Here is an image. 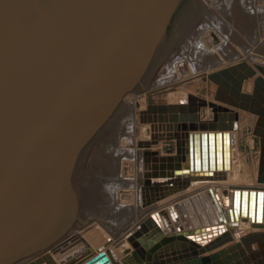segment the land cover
Masks as SVG:
<instances>
[{
    "label": "water",
    "instance_id": "95a60500",
    "mask_svg": "<svg viewBox=\"0 0 264 264\" xmlns=\"http://www.w3.org/2000/svg\"><path fill=\"white\" fill-rule=\"evenodd\" d=\"M208 12L202 0H0V264L22 263L51 245L52 253L62 254L80 238L55 244L71 225L100 252L84 259L83 251L68 264H110L103 247L135 220L133 205L117 204L118 187L134 188L133 178L120 176L122 159H134V149L117 148L122 115L133 111L123 102L145 88L155 64ZM255 67L261 75L243 63L208 76L241 104L220 98V89L217 100L258 116L259 186L232 191L225 212L233 215L239 202L243 220L249 215L253 223L264 219V66ZM250 78L252 91L243 92ZM229 106L193 94L178 104L149 99V111L160 114L151 122H171L165 121L168 112H178L188 136L187 155L180 143V157L165 158L176 168L163 172L168 180L155 187L222 178L213 170L222 167V156L228 163L229 139L235 138L230 132L240 119ZM202 108L213 118L199 124ZM209 194L211 189L156 211L148 224L169 214L179 219L178 213L215 217ZM225 213L217 210L221 221ZM139 233L128 238L135 249L129 258L139 264H231L222 256L233 246L219 250L233 242L230 233L208 242ZM261 236L243 238L245 252L232 264H264ZM49 259L46 253L35 264H54Z\"/></svg>",
    "mask_w": 264,
    "mask_h": 264
},
{
    "label": "rangeland",
    "instance_id": "374dc122",
    "mask_svg": "<svg viewBox=\"0 0 264 264\" xmlns=\"http://www.w3.org/2000/svg\"><path fill=\"white\" fill-rule=\"evenodd\" d=\"M202 1L209 12L197 18L190 31L177 41L155 64L149 74L145 88L138 93L129 94L125 98L123 103L132 107L133 111L131 114L124 113L122 115L117 135L118 149L138 150L139 142L142 144L150 142L156 145L158 142L154 140L158 138L161 141L159 146L162 147L165 157L175 156L179 147L178 138H176L177 132L175 129L167 128V125L172 120H165L171 122L164 123V127H160V122H151V119L154 120L160 114H155L153 110L150 113L147 112L149 98L156 105L175 103L169 99L171 92L178 98L187 93L188 95L193 94L197 97L229 106L226 102L217 100L218 86L208 79L210 74L247 63L258 72L257 76L261 75L255 64L264 66V0ZM206 1H210V5ZM184 68L185 70H183ZM253 83L254 78L245 80L242 91L250 93ZM137 102L140 103V107ZM229 107L238 110L240 115L237 130L239 140L235 156L237 157L236 159L240 160L239 163H236L237 165L240 166L243 163V167H240V169L242 168L240 175L244 181L241 179L239 185L257 186V172L260 160V137L255 134L257 116L236 109L233 106ZM201 112L202 120L213 118L211 110L202 108ZM145 128L148 129L149 134L145 133ZM173 136V140H166L168 137ZM169 149H172L173 152L169 153L167 151ZM132 160L134 159H122L120 172L122 178H130L127 175L132 171L129 169L126 171L125 168L128 163L124 162H132ZM165 162L169 163L166 160ZM166 169L167 167L156 168L155 171L161 172ZM141 172L143 173L142 170ZM135 178H137V172L133 179ZM219 183H222V181L216 182V184ZM130 190L131 188H117V204L133 205L136 220L138 219L137 212L139 208L137 207L136 185L133 188V196ZM185 197L188 196L177 198ZM135 223L136 221H133L123 232L112 239L113 246L107 247L108 253L110 248H113V251L117 248L118 244L123 241L122 237L124 238L125 234L130 231ZM71 228L76 232H80L86 238L75 225H71L66 232ZM250 230V227H247L243 233H247ZM66 237L63 238L65 239ZM63 238L55 244L63 241ZM87 240L92 244L89 239ZM128 246L132 249L130 243H128ZM93 247L95 246L93 245ZM115 251L117 252L113 253L112 257L117 259L118 263H121L120 258H123L125 254L123 255L119 249Z\"/></svg>",
    "mask_w": 264,
    "mask_h": 264
},
{
    "label": "bare ground",
    "instance_id": "6f19581e",
    "mask_svg": "<svg viewBox=\"0 0 264 264\" xmlns=\"http://www.w3.org/2000/svg\"><path fill=\"white\" fill-rule=\"evenodd\" d=\"M208 2L207 3L210 5V1ZM183 70H185V68ZM225 87L226 86H222V87L218 86V89H220L219 97L220 98L224 97L231 102L234 101L238 104H241L240 101H238V96L235 93L232 95L230 93L228 94L227 93L228 91ZM187 96L188 94L186 93L182 97L178 98L175 94H173L169 97V99L171 101H174L175 102L174 104H178L180 100L182 99L186 100ZM167 104H170V103H167ZM230 110H231L230 111L231 113L235 112L231 108ZM147 112L150 113L152 111H149L148 109ZM168 113H169L168 117L165 120L171 119L175 121V122L172 121L169 125H167V127H169V129L177 130L176 138H178L177 143L179 147H178V153L176 152L174 157L178 158L180 157V143H183V146H184L181 149L184 151L182 156L187 155L188 136L187 137L184 136L186 131L183 130L184 122H183V117H181L180 113L178 114V112H174L173 114L171 113V111H169ZM171 115L172 116L177 115V118H174ZM227 116L229 118V115ZM257 120H258V116H257ZM202 121H206V120H202V118H199L198 123L200 124L202 123ZM239 121L240 119L234 122L235 128L236 127L237 128L231 132L229 131L230 133L235 134V138L233 139L231 137L229 139L228 147H229L230 155L227 157L228 163L226 164L222 156V167L220 169L216 167L215 170H213V172L215 173L214 176L222 177L221 178L222 180L220 178L214 177V179L194 180V181H191L189 185H182V184L176 183L173 186L169 185L164 188H161V187L157 188L155 187L154 183L155 182L161 183V182L168 180L169 176L165 177V175L168 172H172L176 168V165L174 166L170 165L171 166L170 168L169 164L165 162V158L167 157H165L166 155L163 154L162 147L159 146L161 145V141L158 138L157 140H154L158 142L156 145H153L150 142L148 144H142L140 142L138 143L139 149L138 150L134 149V160H132V162H128V161L124 162V163H128L127 167L125 168L126 171L128 169L132 171L130 172V174H128L129 171L127 172L128 174L127 177L129 176L130 178H134L135 173L137 172V178L134 179V185H136V189H137V194H136L137 195V207H139L138 212H137L138 219L134 220L136 221V223L130 229V231L125 234L124 238L122 237L123 241L118 244L117 248L114 249V251H113V248H110L109 253L107 252L108 250L107 247L113 246L112 240L110 241V243H107L103 247L104 248L103 251L105 252L107 260L110 264H139L137 263L134 257H132L131 259L129 258L131 257L135 249L132 243L128 241V238L130 236H135L134 234L137 232H140L139 233L140 237L142 236L148 237V234L156 232L155 236H160L159 239L160 238L162 239L175 238L177 240L178 236H183L185 238V240H183L184 242H191V241L208 242L226 233H230L234 238L233 242L227 244L226 246L220 248L219 250L227 249L228 246H233L231 249L229 248V250L225 252L224 256H222V258L225 257L227 261H229L228 263H231V264L236 262V259L239 257V255L241 256L242 251L245 252V248L243 247V245L241 246L243 238L250 236V234H264V219L260 222L258 221L255 222L256 223L255 224L253 223L252 217L248 215L247 216L248 221L245 222L243 220V216L241 213V204L239 202H238L237 208H232L233 215H229L225 213L227 212V210L231 208V201L229 202L228 198H230L232 191L234 192L235 189L237 188L240 190V191L238 190V192L242 193L244 191L243 188L244 189L248 188L249 190V188L255 187L252 185H246V186L239 185L241 183V179L243 180V178L240 175V171L242 169V168L240 169V167H243V163L240 166L237 165L236 163H239L240 160L236 159L237 157L235 156L236 155L235 151H236V147L238 145V140H239V134L237 132ZM226 122L229 123V121H226ZM164 126H165L164 123L160 124V127H164ZM256 126H257V123H256ZM145 129H144L145 133L149 134L148 129L146 130ZM255 130H256V127H255ZM224 132L225 131H221L222 133V154H223L224 145H225L224 143L225 139L223 136ZM180 163H183V162H180ZM226 165L228 167H226ZM166 167L167 169L164 171H161V172L155 171L156 168H166ZM139 168L143 171V173L141 172ZM258 168H259V164H258ZM166 171L167 173H163ZM257 176H258V173H257ZM146 181H150V183H146ZM218 181L220 182L222 181L223 184L222 183L216 184L215 182H218ZM212 182H214L216 186H212L211 184ZM257 186L259 185L257 184ZM261 186L264 187V185H261ZM207 189L212 190V194L207 195V200H208L207 205L213 209V212L215 213V217L207 215L206 211L204 213L194 212L195 214H192V215H189L190 214L189 213L188 218H185V216H182L180 213H178L179 219L177 218L174 219V217L169 214L168 217L161 216L160 217L161 221L159 222L154 221L152 224H148V222L152 219V214L155 213L156 211H159L172 204L182 202L183 200L191 196H194L195 194H198ZM130 191L133 196V192H134L133 188H131ZM180 196H188V197L177 198ZM215 209L222 210V212L225 213L226 219L224 221L220 220V217H219L220 215L217 214V210ZM144 224H146V229H142V225ZM247 227H250L251 230L247 233H243ZM71 233H73V235L70 236ZM74 235L80 236V238L77 239L78 243L77 244L72 243L71 245L67 246V248L65 249L63 248L61 250L62 254L59 252L55 254L52 253L51 249L53 248V246L51 245L45 250L38 252L36 256H32L29 259L23 260L24 262L16 263V264H35L36 259L43 257L46 253L49 254L51 258L47 260V262L52 263L53 261L54 264H68L69 262L74 260L77 254L83 251L84 252L86 251V254H84V259L85 257H88L91 254L93 255L94 251L98 253L100 252V250L93 247V245L88 242L87 237L85 238L80 232H76L72 228L68 232H65L63 237H66V236L72 237ZM159 239L158 241H160ZM257 239H259V241L262 240L264 242L263 236L257 237ZM126 240L128 243L131 244L132 249L128 246V243L126 242ZM239 245L240 247H238ZM257 248H258L257 245H254V249H257ZM118 249L120 250L121 253H123V255L125 254L123 258H120L121 263H118L116 261L117 259H114L112 257L113 253L115 254L117 252L115 250H118ZM219 250H217V252ZM248 255L249 253L246 252L247 258L252 257V255H249L250 257ZM88 260L90 259H86L83 262L76 260L78 263H76V261L74 263L75 264H87ZM174 261L175 260H173L172 263H174ZM143 263H145V261Z\"/></svg>",
    "mask_w": 264,
    "mask_h": 264
},
{
    "label": "crops",
    "instance_id": "0c3cea01",
    "mask_svg": "<svg viewBox=\"0 0 264 264\" xmlns=\"http://www.w3.org/2000/svg\"><path fill=\"white\" fill-rule=\"evenodd\" d=\"M257 173H258V172H257ZM215 183H216V182H215ZM215 183H213V182H212V183H211V184H212V186H216V184H215Z\"/></svg>",
    "mask_w": 264,
    "mask_h": 264
},
{
    "label": "snow or ice",
    "instance_id": "6c2138e0",
    "mask_svg": "<svg viewBox=\"0 0 264 264\" xmlns=\"http://www.w3.org/2000/svg\"><path fill=\"white\" fill-rule=\"evenodd\" d=\"M262 198H264V197H262Z\"/></svg>",
    "mask_w": 264,
    "mask_h": 264
}]
</instances>
